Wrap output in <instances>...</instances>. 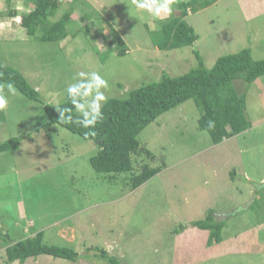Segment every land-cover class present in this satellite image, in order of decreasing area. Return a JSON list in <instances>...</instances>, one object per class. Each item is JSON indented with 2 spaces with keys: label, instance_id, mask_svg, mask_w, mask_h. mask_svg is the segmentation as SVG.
Returning a JSON list of instances; mask_svg holds the SVG:
<instances>
[{
  "label": "rangeland",
  "instance_id": "obj_1",
  "mask_svg": "<svg viewBox=\"0 0 264 264\" xmlns=\"http://www.w3.org/2000/svg\"><path fill=\"white\" fill-rule=\"evenodd\" d=\"M13 4L19 13L27 10L20 0ZM80 8L96 13L86 21L72 15L69 36L58 43L38 42L19 29V19L0 18L2 66L38 86L44 104L63 102L80 71H99L109 82V99L163 75L187 73L197 66L194 51L208 69L246 49L254 61L264 59V0H215L189 12L185 21L198 39L192 48L169 52L153 45L145 27L159 29L163 19L129 10L130 0H84ZM174 8L178 15L177 3ZM112 29L126 44L124 56L106 52ZM96 30L109 34L99 38ZM4 91L9 103L0 143L20 138L21 144L0 153V232L16 241L42 231L45 244L80 257L41 255L24 264H107L90 248L108 245L121 264H173L175 228L204 220L210 210L216 220L224 218L223 242L193 264H264V75L245 89L251 128L219 145L197 129L200 113L192 100L147 126L138 140L153 154L150 166L161 171L132 192L91 168L98 151L93 142L58 126L42 130L36 123L44 105ZM5 242L0 238V264H6Z\"/></svg>",
  "mask_w": 264,
  "mask_h": 264
},
{
  "label": "trees",
  "instance_id": "obj_2",
  "mask_svg": "<svg viewBox=\"0 0 264 264\" xmlns=\"http://www.w3.org/2000/svg\"><path fill=\"white\" fill-rule=\"evenodd\" d=\"M20 1L27 9L24 13L17 11L13 4L14 0H4L7 11L0 12V18L11 20L19 17V29H23L25 35L41 43H58L65 40L69 36L67 26L74 23L72 15H77L79 21H86L96 13L81 10L84 0ZM213 2L177 1L178 15L173 14L170 18L160 21L159 29L149 30L145 26L153 45L166 52L192 48L198 37L185 19L190 13L209 7ZM65 4L68 5L62 10ZM79 30L81 31V28ZM110 31L111 39L106 52L115 51V55L124 56L127 49L125 42L117 31L113 29ZM95 32L99 38L101 36L106 38L109 34H105L104 30ZM5 33L9 35L10 32ZM193 53L197 66L187 73L176 77L163 75L157 81L142 84L138 88L128 89L118 97L109 98L102 108L103 120L96 125L94 137L85 138V132L88 130L75 124L59 123L57 109L71 107L67 93L66 100L59 105L44 104L39 87L30 85L17 69L2 66L1 61L0 89L5 94V87L12 85L22 99L43 104V114L36 123L42 130L49 131L58 126L86 141L93 142L98 151L89 159L91 168L97 174L106 175L111 183L120 184L123 191L132 192L161 171L159 167L150 166L149 162L154 159L153 154L141 146L138 136L164 113L192 100L200 113L197 129L209 135L212 145H219L251 127L246 114L245 89L264 75V59L254 61L251 51L246 49L219 58L214 66L208 69L205 68L199 53L196 51ZM5 120V110H0V125ZM209 121L214 122L213 128H209ZM20 144V138L7 139L0 143V153L16 151ZM214 215L213 210H210L204 220L188 222L175 228L173 264H193L194 261L198 262L213 255L216 246L223 241V229L226 225L224 220H216ZM192 228H197L200 232L195 233ZM0 238L6 240L4 243L6 264L14 262L24 264L29 258L41 255L70 262H76L80 258L72 249L45 244L42 231L16 241L9 239L7 235L3 236L0 232ZM236 238L237 235L233 237ZM92 249L98 252V256L107 264H121L115 255L105 249Z\"/></svg>",
  "mask_w": 264,
  "mask_h": 264
},
{
  "label": "clouds",
  "instance_id": "obj_3",
  "mask_svg": "<svg viewBox=\"0 0 264 264\" xmlns=\"http://www.w3.org/2000/svg\"><path fill=\"white\" fill-rule=\"evenodd\" d=\"M176 3L177 0H130L131 9L129 10L147 13L154 19H166L173 15ZM73 80L75 82L69 83L66 88L67 100L71 107L57 109L59 123L75 124L88 130L85 132V138L94 137L96 125L103 120L102 108L108 101V96L105 93L109 89V82L99 71H80L76 73ZM7 87L9 92L15 93L12 85ZM8 103L6 95L0 89V110L6 109ZM214 126V122L209 121V128ZM220 220L223 221L224 218ZM192 229L195 233L200 232L197 228ZM218 247L220 245L216 246V249ZM105 251L110 253L112 246L108 245Z\"/></svg>",
  "mask_w": 264,
  "mask_h": 264
},
{
  "label": "crops",
  "instance_id": "obj_4",
  "mask_svg": "<svg viewBox=\"0 0 264 264\" xmlns=\"http://www.w3.org/2000/svg\"><path fill=\"white\" fill-rule=\"evenodd\" d=\"M251 128V127H250ZM249 128V129H250ZM247 131V130H246ZM59 222H53V224H58ZM67 229H69L71 231V228L70 227H67ZM63 230V229H62Z\"/></svg>",
  "mask_w": 264,
  "mask_h": 264
}]
</instances>
